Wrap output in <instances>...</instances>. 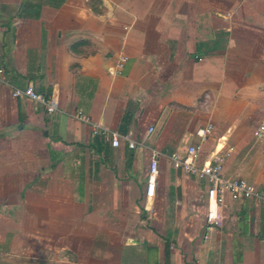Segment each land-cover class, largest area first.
I'll return each instance as SVG.
<instances>
[{"label": "crops", "instance_id": "crops-1", "mask_svg": "<svg viewBox=\"0 0 264 264\" xmlns=\"http://www.w3.org/2000/svg\"><path fill=\"white\" fill-rule=\"evenodd\" d=\"M0 67V264H264V201L227 195L203 246L205 184L170 160L211 124L203 161L233 148L224 176L264 198V141L246 125L264 103V0H0ZM29 82L58 112L13 96Z\"/></svg>", "mask_w": 264, "mask_h": 264}, {"label": "built area", "instance_id": "built-area-1", "mask_svg": "<svg viewBox=\"0 0 264 264\" xmlns=\"http://www.w3.org/2000/svg\"><path fill=\"white\" fill-rule=\"evenodd\" d=\"M121 60L117 68L121 69ZM0 81H5V73L0 67ZM13 96L16 98H25L38 106L42 107L44 111L51 115L58 112V102L53 94L47 95L40 92L34 82H29L24 89H13ZM71 118L77 122L87 124L91 130V136L102 137L105 141H109L111 147L118 148L121 141H124L129 149H135L136 143L130 136H120L114 131L101 128L99 125L93 123L90 118L80 113L71 115ZM155 127L149 126L146 130L144 138L139 143L143 146L144 141L154 133ZM213 132V126L208 124L195 131L197 143L191 144L186 148L184 156L180 157L178 154L170 156L172 167L175 170L181 171L198 181L205 184V202L206 212L204 215L205 232H210L219 226L221 215L219 214L220 207L225 203L226 196H230L233 200L238 199H256L264 201V198L244 179L225 177L223 168L225 161L229 157L233 148H218L216 147L208 160L202 159L203 150L202 145ZM264 134V124L257 130V137ZM160 153L153 149L150 151L149 170L146 178V188L148 190L147 199L153 198L155 194V183L158 176V160ZM213 206V208H212Z\"/></svg>", "mask_w": 264, "mask_h": 264}, {"label": "rangeland", "instance_id": "rangeland-1", "mask_svg": "<svg viewBox=\"0 0 264 264\" xmlns=\"http://www.w3.org/2000/svg\"><path fill=\"white\" fill-rule=\"evenodd\" d=\"M253 112L251 118H249L246 121V125H248L249 128V132L251 133V131H253V133L257 134V130H259V127L264 124V103H260V105L258 107H254L252 111H249L250 115ZM194 118H200L198 115H192L189 116L188 120H193ZM214 132V131H213ZM195 133V132H194ZM212 135V134H211ZM211 135L208 137L210 138ZM264 136V134L261 136V138ZM254 138L256 139V137L254 136ZM259 138V141H264V137L261 139ZM260 157V161H262L264 159V148L263 151L261 152V154L259 155ZM226 176V175H225ZM204 184V182H202ZM220 213L222 215H224V217L227 215L228 216V207H227V201H225L224 205L222 207H220ZM241 217V216H240ZM243 220L241 222H236V224L238 225V228L240 230H243L244 233H248L247 230L249 228L248 225H246L245 220L246 218H242ZM223 226V222L222 225L220 227ZM205 233V228L202 227L201 231H200V244H203V246L208 245V244H212L209 240H204L202 239L203 234ZM202 236V237H201ZM152 257H155V253L151 252L149 253V262L151 264L152 262ZM215 258L211 256L210 261H214ZM219 262V261H218Z\"/></svg>", "mask_w": 264, "mask_h": 264}, {"label": "bare ground", "instance_id": "bare-ground-1", "mask_svg": "<svg viewBox=\"0 0 264 264\" xmlns=\"http://www.w3.org/2000/svg\"><path fill=\"white\" fill-rule=\"evenodd\" d=\"M212 208H213V206H212Z\"/></svg>", "mask_w": 264, "mask_h": 264}]
</instances>
